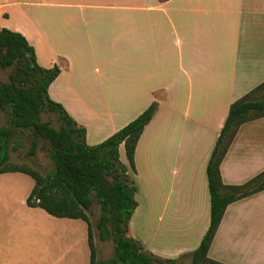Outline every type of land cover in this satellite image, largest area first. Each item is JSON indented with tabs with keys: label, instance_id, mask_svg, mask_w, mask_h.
Wrapping results in <instances>:
<instances>
[{
	"label": "crops",
	"instance_id": "0c3cea01",
	"mask_svg": "<svg viewBox=\"0 0 264 264\" xmlns=\"http://www.w3.org/2000/svg\"><path fill=\"white\" fill-rule=\"evenodd\" d=\"M1 29L20 33L40 67H59L48 96L89 146L158 102L134 152L127 236L163 261L188 260L209 227L206 166L229 106L264 81V0H0ZM119 160L128 165L123 145ZM263 170L264 117L240 126L220 175L241 185ZM10 174H0V264H22L26 250L11 240L40 208L27 206L28 186ZM42 213L32 229L51 239L55 258L70 254L80 219ZM109 242L94 239L97 259ZM207 256L264 264V191L227 206Z\"/></svg>",
	"mask_w": 264,
	"mask_h": 264
},
{
	"label": "trees",
	"instance_id": "16d2710c",
	"mask_svg": "<svg viewBox=\"0 0 264 264\" xmlns=\"http://www.w3.org/2000/svg\"><path fill=\"white\" fill-rule=\"evenodd\" d=\"M13 68L6 83H0V111L6 124L0 125V174L29 175L34 186L26 204L40 208L55 218L80 219L87 223L90 264H175L146 252L142 245L127 236L133 211L137 207L136 186L130 172H135L134 152L137 142L158 108L153 102L138 117L98 145L86 143V131L48 96L50 84L59 75L57 65L40 67L35 52L17 32L0 30V70ZM54 114L59 127L43 121L42 115ZM264 117V81L234 101L221 128L206 166L210 196V223L196 250L188 255L191 264H223L208 258L207 253L224 212L231 203L264 191V170L241 185H226L220 165L240 126ZM31 138L28 155L34 156L38 141L46 145L52 170L41 175L24 164L10 161V153L22 147L19 133ZM123 145L128 165L119 160ZM96 204L99 217L90 220ZM110 241L112 257L98 260L94 239Z\"/></svg>",
	"mask_w": 264,
	"mask_h": 264
},
{
	"label": "rangeland",
	"instance_id": "374dc122",
	"mask_svg": "<svg viewBox=\"0 0 264 264\" xmlns=\"http://www.w3.org/2000/svg\"><path fill=\"white\" fill-rule=\"evenodd\" d=\"M13 72V68H7L4 70H0V83H6L8 81V75ZM6 114L0 111V125L6 124ZM43 121H50L51 125L55 128L59 127V123L57 117L54 114L45 113L42 115ZM20 141L22 143V147L20 150L10 153V161L15 164H24L28 167L39 172L41 175H46L50 170H52V164L47 157L46 148L47 145L39 140L37 151L34 156L28 155V149L30 147L31 138L27 135V133H19ZM1 177V175H0ZM6 178H14L21 179L28 186L27 193L29 195L34 181L33 179L26 174L16 173L10 175H4ZM15 206V202L12 203ZM13 206V208H14ZM35 212H44L41 209H34L33 211H29V216L27 220L29 222L28 228H24V231L20 238L12 237V243H19L21 249H25L26 252H23L26 257L22 258V264H67L68 259L73 258L75 264H82L83 261H88L89 255L87 254L88 244H87V223L83 220H72L74 222V226L70 228V237H74V246L71 249L70 254H65L62 258H55V254L51 247V239L48 236L37 235L35 229H32V224H40L41 221L39 217L35 214ZM44 216L46 213H42ZM99 217V209L96 204H93L91 208L90 220L93 224H95L96 220ZM56 219V218H55ZM45 228L49 227V223L45 220L42 222ZM113 247L112 243H106L102 245L100 249V259H105L108 254L111 252V248ZM49 252L50 255L48 258H45L43 261L39 260L44 258L43 254ZM108 253V254H107ZM16 258V257H14ZM54 259L57 262H54ZM179 264H191L190 258L188 260L182 261Z\"/></svg>",
	"mask_w": 264,
	"mask_h": 264
}]
</instances>
